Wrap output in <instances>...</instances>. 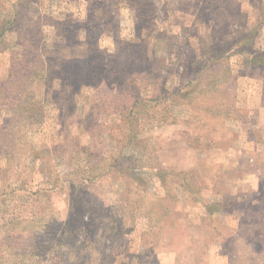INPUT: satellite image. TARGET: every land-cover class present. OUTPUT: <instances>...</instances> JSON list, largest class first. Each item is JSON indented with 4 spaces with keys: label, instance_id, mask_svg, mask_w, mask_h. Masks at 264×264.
Listing matches in <instances>:
<instances>
[{
    "label": "rangeland",
    "instance_id": "rangeland-1",
    "mask_svg": "<svg viewBox=\"0 0 264 264\" xmlns=\"http://www.w3.org/2000/svg\"><path fill=\"white\" fill-rule=\"evenodd\" d=\"M8 15L0 264H264V0Z\"/></svg>",
    "mask_w": 264,
    "mask_h": 264
},
{
    "label": "trees",
    "instance_id": "trees-1",
    "mask_svg": "<svg viewBox=\"0 0 264 264\" xmlns=\"http://www.w3.org/2000/svg\"><path fill=\"white\" fill-rule=\"evenodd\" d=\"M14 17L15 16H11V15H8L7 17H6V21H4V25L5 26H1V28H0V35L2 36L5 32H7L8 30H10L11 28H13V27H15V25L17 24H14L15 23V21H14ZM36 35H39V33H37ZM60 41H61V39H60ZM59 41V42H60ZM41 42H42V38H37V37H35V36H33L32 38H30V39H28L27 40V42H26V47L27 46H29V47H31V48H35V50H37V54L39 55V56H44L45 58H47V53H43L42 51H40V50H38L39 48H40V44H41ZM37 43H38V47H37ZM22 44H23V46H24V42H22ZM52 46H54V45H52ZM50 52H55V51H50ZM24 55V54H23ZM26 57H25V55H24V59H25ZM45 64V63H44ZM44 64L43 65H39L40 66V70H39V68L38 69H36V71H33L34 73L33 74H35L36 76H37V71L39 70L40 72H49L50 71V69H48L47 68V70L45 69V70H43V66H44ZM35 75H32V77H30V80L32 79V81H34V79L35 78H38V77H35ZM33 77H34V79H33Z\"/></svg>",
    "mask_w": 264,
    "mask_h": 264
}]
</instances>
